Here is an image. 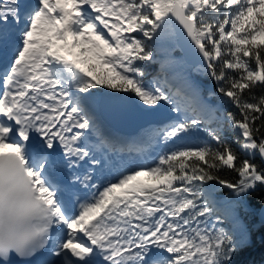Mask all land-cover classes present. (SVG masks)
I'll return each mask as SVG.
<instances>
[{
    "label": "snow or ice",
    "instance_id": "1",
    "mask_svg": "<svg viewBox=\"0 0 264 264\" xmlns=\"http://www.w3.org/2000/svg\"><path fill=\"white\" fill-rule=\"evenodd\" d=\"M0 264H264V0H0Z\"/></svg>",
    "mask_w": 264,
    "mask_h": 264
},
{
    "label": "trees",
    "instance_id": "2",
    "mask_svg": "<svg viewBox=\"0 0 264 264\" xmlns=\"http://www.w3.org/2000/svg\"><path fill=\"white\" fill-rule=\"evenodd\" d=\"M173 55L174 56H182V52L181 50L177 47L174 52H173ZM159 70V64H153L152 65V68H151V72L153 74H155L157 71ZM200 79L204 80V82L208 85V87L210 88H213L214 89V83L211 81L210 78L208 77H199ZM259 94V93H258ZM223 107L227 110V111H231L233 112L234 114H236L237 118H240L239 117V112L238 110L236 109V107L234 105H231V104H228V103H225L223 105ZM229 138H231V134L229 133ZM256 161L259 162V157L256 158ZM222 175L226 178V179H229V180H232V179H235V174L232 173L231 171H225L222 173ZM225 191L221 190L220 192L216 193V196L218 198H222L224 195H225Z\"/></svg>",
    "mask_w": 264,
    "mask_h": 264
},
{
    "label": "water",
    "instance_id": "3",
    "mask_svg": "<svg viewBox=\"0 0 264 264\" xmlns=\"http://www.w3.org/2000/svg\"><path fill=\"white\" fill-rule=\"evenodd\" d=\"M183 54L184 59L191 64L194 60L193 56L191 55V52H185L184 50H182L181 48H179ZM121 131H123L126 134H132L135 131V128L133 127H125L123 129H121Z\"/></svg>",
    "mask_w": 264,
    "mask_h": 264
},
{
    "label": "rangeland",
    "instance_id": "4",
    "mask_svg": "<svg viewBox=\"0 0 264 264\" xmlns=\"http://www.w3.org/2000/svg\"><path fill=\"white\" fill-rule=\"evenodd\" d=\"M175 57H176L177 59H183V60H185L184 57H182V56H175ZM156 149H159V148H155V150H156Z\"/></svg>",
    "mask_w": 264,
    "mask_h": 264
}]
</instances>
